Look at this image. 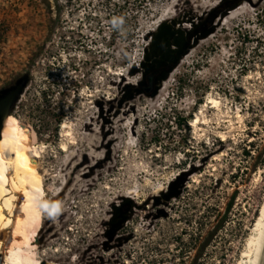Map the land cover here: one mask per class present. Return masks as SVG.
<instances>
[{"label":"rangeland","instance_id":"1","mask_svg":"<svg viewBox=\"0 0 264 264\" xmlns=\"http://www.w3.org/2000/svg\"><path fill=\"white\" fill-rule=\"evenodd\" d=\"M17 86L0 150L42 153L4 194L6 262H238L264 199V0H0V98Z\"/></svg>","mask_w":264,"mask_h":264},{"label":"bare ground","instance_id":"2","mask_svg":"<svg viewBox=\"0 0 264 264\" xmlns=\"http://www.w3.org/2000/svg\"><path fill=\"white\" fill-rule=\"evenodd\" d=\"M211 103L214 106L220 108V100L216 97H210ZM203 113V110H202ZM8 116L4 118L3 125L0 131V148L2 144V139L8 128ZM201 116L197 115L196 121L192 122L193 125L199 128ZM65 135L70 136L68 141L62 143V149L66 151L69 150L68 143H75L73 138L72 129L66 123L63 124ZM64 134V133H63ZM72 139V140H71ZM77 143V142H76ZM41 148H33L31 154L28 151L21 149L17 153L5 152L0 150V247L5 240L8 233H10L11 226L4 215L3 209V198L4 194L10 189L17 190L19 185V179L27 169L28 158L31 160H36L41 156ZM2 251L0 248V264H16L13 261L6 262L1 255ZM264 261V199L262 203V208L254 225L251 228V232L246 239L244 249L241 253V258L236 264H263Z\"/></svg>","mask_w":264,"mask_h":264},{"label":"water","instance_id":"3","mask_svg":"<svg viewBox=\"0 0 264 264\" xmlns=\"http://www.w3.org/2000/svg\"><path fill=\"white\" fill-rule=\"evenodd\" d=\"M215 26H212L211 28L204 30L200 35L194 38V40L191 42V45H196L200 38H205L208 35H210L214 30ZM163 32V31H162ZM162 32L157 34L155 36V41L159 40L160 37H162ZM164 44L167 46L166 50L164 52H161L160 58L156 61L157 65H161L164 62L172 63V65L164 70L160 75L156 77V82L160 81L164 78H167L169 73L173 70V68L179 63L181 57L185 53L186 44L184 43L182 37L175 38L174 45L176 48H173L170 44V42L165 41ZM149 69V68H148ZM160 85H157L154 88V94L157 93ZM23 90V86H17L14 89H12L10 92H8L6 95H4L2 98H0V131L3 125L4 118L10 113V109L14 102L19 97L21 91ZM264 264V261H263Z\"/></svg>","mask_w":264,"mask_h":264},{"label":"trees","instance_id":"4","mask_svg":"<svg viewBox=\"0 0 264 264\" xmlns=\"http://www.w3.org/2000/svg\"><path fill=\"white\" fill-rule=\"evenodd\" d=\"M154 73H155V71H154ZM154 73H153V74H154ZM153 74H152V75H149V76H147V77H149V79H150V81H151V82H152V79L154 78ZM229 206H230V203H229ZM215 229H217V226H216V228H215ZM212 233H213V232H212ZM212 233H211V234H212Z\"/></svg>","mask_w":264,"mask_h":264}]
</instances>
